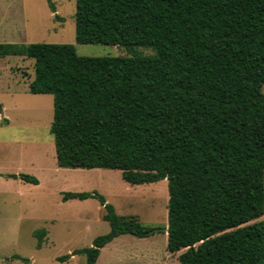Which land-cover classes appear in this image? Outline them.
<instances>
[{"label": "trees", "instance_id": "obj_1", "mask_svg": "<svg viewBox=\"0 0 264 264\" xmlns=\"http://www.w3.org/2000/svg\"><path fill=\"white\" fill-rule=\"evenodd\" d=\"M75 17L78 43L154 53L0 42V56L35 60L30 92L54 97L58 165L119 169L132 184L167 179V249H185L180 264H264V0H76ZM92 196L110 230L60 261L96 264L116 237L163 230L96 192L63 200Z\"/></svg>", "mask_w": 264, "mask_h": 264}, {"label": "rangeland", "instance_id": "obj_2", "mask_svg": "<svg viewBox=\"0 0 264 264\" xmlns=\"http://www.w3.org/2000/svg\"><path fill=\"white\" fill-rule=\"evenodd\" d=\"M0 0V42L71 43L83 56L150 55L154 49L76 41V0ZM33 58L0 56V264H85L73 254L110 230L97 196L63 200L68 191L96 192L119 215H136L163 230L148 237L122 234L101 250L96 264H180L168 244L167 179L132 184L111 168H65L57 163L52 94L32 93ZM264 92V85L262 86ZM9 174H29L38 183ZM264 220V215L260 218ZM45 229L46 233L39 235ZM42 242H40L41 240ZM29 259L24 261L23 259Z\"/></svg>", "mask_w": 264, "mask_h": 264}, {"label": "crops", "instance_id": "obj_3", "mask_svg": "<svg viewBox=\"0 0 264 264\" xmlns=\"http://www.w3.org/2000/svg\"><path fill=\"white\" fill-rule=\"evenodd\" d=\"M5 109H6L5 106H3V107H2V111H1L2 113L0 112V113L3 115V117H5V112H4ZM1 114H0V115H1ZM5 118H7V117H5ZM0 120H1V119H0ZM167 232H168V231H167Z\"/></svg>", "mask_w": 264, "mask_h": 264}, {"label": "water", "instance_id": "obj_4", "mask_svg": "<svg viewBox=\"0 0 264 264\" xmlns=\"http://www.w3.org/2000/svg\"><path fill=\"white\" fill-rule=\"evenodd\" d=\"M0 111H2V106L0 105Z\"/></svg>", "mask_w": 264, "mask_h": 264}]
</instances>
